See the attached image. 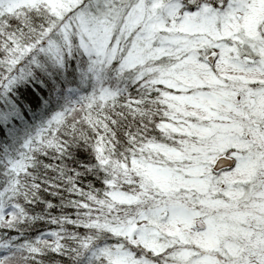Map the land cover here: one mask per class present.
I'll use <instances>...</instances> for the list:
<instances>
[{
	"label": "snow or ice",
	"instance_id": "snow-or-ice-1",
	"mask_svg": "<svg viewBox=\"0 0 264 264\" xmlns=\"http://www.w3.org/2000/svg\"><path fill=\"white\" fill-rule=\"evenodd\" d=\"M73 47L98 86L0 152V264H264V0H0V121Z\"/></svg>",
	"mask_w": 264,
	"mask_h": 264
},
{
	"label": "trees",
	"instance_id": "trees-1",
	"mask_svg": "<svg viewBox=\"0 0 264 264\" xmlns=\"http://www.w3.org/2000/svg\"><path fill=\"white\" fill-rule=\"evenodd\" d=\"M63 61L58 64H52L50 58H38L39 63L33 65V74L30 78L34 84H39L40 81L46 80L49 85L54 86L53 98L50 106L43 111H28L23 108L20 116H12L7 123L0 121V152L4 151V146L7 144L10 148V154L15 155L22 150L23 141L28 135L35 132V129L40 126L43 121H46L53 112L60 110L66 104L77 101L81 96L88 94L98 86L96 75L90 71L93 59L84 55L81 50L72 51L69 56L63 55ZM112 69H106L105 75L108 77L106 82L111 81ZM3 101H0V105ZM15 125L17 129V137L15 141L7 134V129ZM88 159L83 162L85 164L94 163V157L88 149H81ZM73 160L76 166L81 163V157L74 156ZM91 178L85 174L81 177L83 182ZM27 235V234H26ZM107 240L98 241L91 250L82 252L77 258L76 264H90L93 259V253L98 251L99 247L103 246Z\"/></svg>",
	"mask_w": 264,
	"mask_h": 264
},
{
	"label": "rangeland",
	"instance_id": "rangeland-1",
	"mask_svg": "<svg viewBox=\"0 0 264 264\" xmlns=\"http://www.w3.org/2000/svg\"><path fill=\"white\" fill-rule=\"evenodd\" d=\"M75 50H81V51L84 53V55H86L87 57H90L91 59L94 60V54H90V53L84 51L82 48H79V47H73V48H71L70 50H65V51L62 53V57H63L64 54L67 55V56H69V54H70L72 51H75ZM40 57H41V59H42L43 57H45V58H50V59H47V60H49L52 64H53V63H54V64H58L59 62H62V61H63V58H62V60H60V61L58 62V61L55 60L54 58H52V57H50V56H48V55H46V54H44V53L39 54V56L37 57V59L40 58Z\"/></svg>",
	"mask_w": 264,
	"mask_h": 264
}]
</instances>
